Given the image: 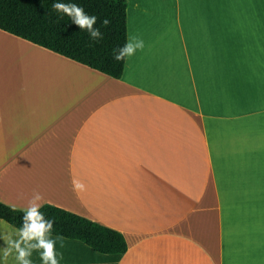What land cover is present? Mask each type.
Segmentation results:
<instances>
[{"label": "crops", "instance_id": "0c3cea01", "mask_svg": "<svg viewBox=\"0 0 264 264\" xmlns=\"http://www.w3.org/2000/svg\"><path fill=\"white\" fill-rule=\"evenodd\" d=\"M126 29L118 79L0 29V201L126 240L52 235L60 264H264V0H128Z\"/></svg>", "mask_w": 264, "mask_h": 264}, {"label": "trees", "instance_id": "16d2710c", "mask_svg": "<svg viewBox=\"0 0 264 264\" xmlns=\"http://www.w3.org/2000/svg\"><path fill=\"white\" fill-rule=\"evenodd\" d=\"M54 3L82 6L88 15L97 17L95 26L103 38L91 40L67 15L56 11ZM127 4L128 0H0V29L118 79L125 58L115 61L113 54L127 42ZM105 18L110 20L107 27L100 23ZM12 209L0 201V219L19 229L26 210ZM40 211L55 221L52 235L77 239L103 254L127 249L124 236L108 226L48 203Z\"/></svg>", "mask_w": 264, "mask_h": 264}, {"label": "clouds", "instance_id": "9594fccd", "mask_svg": "<svg viewBox=\"0 0 264 264\" xmlns=\"http://www.w3.org/2000/svg\"><path fill=\"white\" fill-rule=\"evenodd\" d=\"M53 8L67 15L80 30L86 31L91 40L99 41L103 38L100 28L95 26L97 17L88 15L82 6L75 3H54ZM100 23L103 27H107L110 20L105 18ZM143 47V40L133 37L121 48L114 51L113 59L121 61L125 57L134 55L137 49L142 50ZM72 190L79 195L86 189L85 185L74 177L72 179ZM42 200V195L39 192H34L22 216L21 227L16 233L18 238L13 239L11 233L3 237L7 245L3 252L5 261L15 252V260L18 264H32V253L39 252L41 264H60V258L62 257L58 258L57 241L52 238L55 221L47 219L44 213L40 211ZM12 210L15 211L14 206ZM61 246L63 245L61 244Z\"/></svg>", "mask_w": 264, "mask_h": 264}]
</instances>
